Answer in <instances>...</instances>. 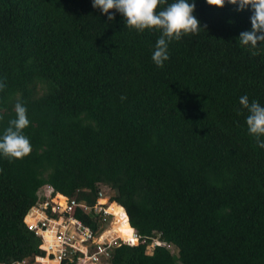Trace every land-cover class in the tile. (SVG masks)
I'll use <instances>...</instances> for the list:
<instances>
[{
	"label": "trees",
	"instance_id": "16d2710c",
	"mask_svg": "<svg viewBox=\"0 0 264 264\" xmlns=\"http://www.w3.org/2000/svg\"><path fill=\"white\" fill-rule=\"evenodd\" d=\"M195 3L206 31L173 39L160 68V31L109 21L93 0H0V136L20 102L32 146L0 154V264L44 255L24 218L46 187L88 205L113 193L116 231L138 242L106 264H264V148L239 103L264 106V45L237 43L251 9Z\"/></svg>",
	"mask_w": 264,
	"mask_h": 264
},
{
	"label": "clouds",
	"instance_id": "9594fccd",
	"mask_svg": "<svg viewBox=\"0 0 264 264\" xmlns=\"http://www.w3.org/2000/svg\"><path fill=\"white\" fill-rule=\"evenodd\" d=\"M207 3L219 9L231 4L237 6L240 12L251 9V30L241 32L237 43L241 46L250 45L251 49L264 45V0H207ZM93 7L102 10L109 21H115V16L110 14L113 10L119 12L125 18L127 28L140 32L146 29L159 30L161 34L157 39L152 60L160 68L170 58L169 44L173 39L180 40L182 35L206 31V25L202 26L194 15L195 0H174L170 4L168 0H93ZM4 87L0 82V90ZM121 99L126 97L122 96ZM239 103L249 113L246 117L249 134L255 137L258 147L264 148V106L255 100L250 103L246 95L240 97ZM14 111L15 118L9 121L8 128L0 136V154L19 160L32 152L30 140L23 134L30 121L27 108L22 103L17 102ZM2 119L3 116L0 115V120Z\"/></svg>",
	"mask_w": 264,
	"mask_h": 264
},
{
	"label": "built area",
	"instance_id": "2783aa9c",
	"mask_svg": "<svg viewBox=\"0 0 264 264\" xmlns=\"http://www.w3.org/2000/svg\"><path fill=\"white\" fill-rule=\"evenodd\" d=\"M44 189L24 218L26 228L40 237L39 249L44 255L35 257L33 263L22 260L12 264H106L114 247L138 242L135 233L133 244L109 232V216H113L108 211L110 204L102 203L104 194L100 190L96 202L88 205L54 193L49 187ZM76 209L101 223L107 221L108 226L102 230L101 224L99 232L93 231L74 216Z\"/></svg>",
	"mask_w": 264,
	"mask_h": 264
},
{
	"label": "rangeland",
	"instance_id": "374dc122",
	"mask_svg": "<svg viewBox=\"0 0 264 264\" xmlns=\"http://www.w3.org/2000/svg\"><path fill=\"white\" fill-rule=\"evenodd\" d=\"M103 194H104V196H103V199H102V203H104V204H106V205H115V206H117V204H115V203H109L108 201H109V199H110V196L113 194L111 191H109V189L108 188H106V187H100V189H99ZM45 191V189L44 188H42V189H40V191L38 192L40 195H42L43 193H45L44 192ZM109 205V206H110ZM109 208V207H108ZM112 216L113 217H110L109 216V224H110V226H109V232H111V233H116V223H117V220H116V217L113 215V213H112ZM133 230V229H132ZM134 233V231H131L130 232V230L128 229V230H125L124 231V235L125 236H128V235H130V234H133ZM117 234V233H116ZM122 236V235H121ZM154 245V243L152 244V245H150L149 247H148V253H151V251H152V246ZM174 251V250H173Z\"/></svg>",
	"mask_w": 264,
	"mask_h": 264
},
{
	"label": "bare ground",
	"instance_id": "6f19581e",
	"mask_svg": "<svg viewBox=\"0 0 264 264\" xmlns=\"http://www.w3.org/2000/svg\"><path fill=\"white\" fill-rule=\"evenodd\" d=\"M111 206V205H110ZM110 206H109V208H110ZM109 208H108V211H109ZM130 230V232L131 231H134V230H132V228H130V227H125V228H123L122 230H118V231H116V233H117V235H119V237H121V238H123V239H129L130 241H132L133 242V240H134V236H133V234H130V235H128V236H125L123 233H124V231L125 230ZM122 235V236H121Z\"/></svg>",
	"mask_w": 264,
	"mask_h": 264
}]
</instances>
